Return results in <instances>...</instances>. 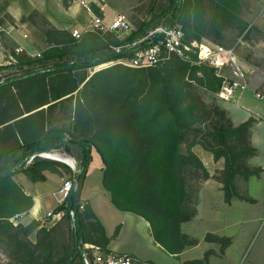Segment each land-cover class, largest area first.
Instances as JSON below:
<instances>
[{
  "label": "trees",
  "instance_id": "trees-1",
  "mask_svg": "<svg viewBox=\"0 0 264 264\" xmlns=\"http://www.w3.org/2000/svg\"><path fill=\"white\" fill-rule=\"evenodd\" d=\"M60 1L66 7L74 0ZM249 5L250 0H168L164 8L150 7L152 16L122 37L119 32L82 31L75 38L67 30L48 26L35 32L42 45L39 57L14 53L13 67L22 76L0 83V244L10 264H83V243L110 252L102 225L88 205L80 208L79 203L92 150L101 160V183L111 204L144 219L154 242L169 254L193 244L180 232V224L195 215L187 175L192 178L200 171L201 178L209 177L193 146L209 151L214 161L223 160L217 181L225 203L247 199L235 181L236 177H259L262 172L247 162L255 153L249 142L253 120L234 124L220 106L190 95L193 85L216 93L223 81L213 67L198 62L195 49L186 58L172 56L147 68L116 64L93 74L87 70L131 57L128 50L112 48L138 41L158 26L180 24L187 44L202 39L217 42L227 28L246 38L251 26L242 13ZM203 117L210 129L200 131L202 138L188 141L189 126L201 123ZM57 149L66 154L78 151L76 171L38 156ZM45 170L58 175L62 170L72 183L80 174L73 209L66 197L54 209L63 212L62 220L51 227H38L40 222L34 220L13 224V217L27 213L33 205L32 196L13 177L21 173L35 183L45 180ZM31 229L34 241L26 237ZM206 238L229 243L228 238ZM183 264H207V260Z\"/></svg>",
  "mask_w": 264,
  "mask_h": 264
},
{
  "label": "rangeland",
  "instance_id": "rangeland-1",
  "mask_svg": "<svg viewBox=\"0 0 264 264\" xmlns=\"http://www.w3.org/2000/svg\"><path fill=\"white\" fill-rule=\"evenodd\" d=\"M252 1L253 0H250V2ZM261 1L264 3V0ZM57 2L58 0H0V24L5 29V31L1 34L2 36H0V61L9 62L0 67V83H4L8 80L22 76V72L18 70V68L13 67L14 61H12V59H14L15 49L18 46L23 47V49L29 53H36L42 49V45L40 44L35 32L41 31L53 24L59 25L60 23H65V15L58 12ZM99 3L103 8V14L100 16L106 19H103L106 24H109L115 16L123 15L126 21L129 23L130 29L134 30L138 23L152 16L153 13L150 14V7L164 8L168 3V0H99ZM77 4H79V7L83 9L81 5L85 3L78 2ZM88 4L89 0L86 2V5ZM253 10L254 4L250 3L248 10H244L242 13L245 21L251 26L246 38L243 37L244 35L242 36L239 34L237 30L227 28L222 33L220 39L218 40L219 42H212L207 39H202L197 43H210L211 45L221 46L224 48H233L235 58L237 59V64L239 63L241 65L242 63L245 66L246 64L243 62H246L248 64L251 63L254 66H257V64L262 66L264 61H257V58L261 59V57L264 56V37H262L260 32L256 31V28L252 24V21H254L256 17L255 11ZM77 18V23L74 25H76V30L81 33L84 31L85 27H87L88 20L90 21L92 16L89 13L83 11L82 15L79 14ZM117 35L122 37L123 33L119 32ZM192 50L190 52H194ZM109 66L112 65L104 63L89 68L87 71L89 74H93L95 71ZM224 75L225 77H228V80L233 77L229 68L224 72ZM219 90L216 93H210L201 87L193 85L188 91H190V95L197 96L202 100V102H205L210 106L214 104L218 105L224 109L227 114H229L228 108L232 107V104L219 97ZM253 118L252 120L255 119ZM209 126V121L206 119V117H203L201 123L190 125L189 128L192 129V132L189 133L188 141L194 137L202 138L203 136H201L200 131L205 133L210 129ZM204 136L206 135L204 134ZM187 143L188 142H185L181 146L183 152L186 149ZM191 150H193V152L199 156L203 165L208 168L210 173L209 177L205 179L200 177V171H197L192 178H190L189 175L186 177L189 185L191 186L190 194L192 207L195 209V215L190 220L180 224V232L186 236V241H192L193 244L187 245L178 254H169L165 252L158 244L148 240V238L144 236L142 229L138 227V224H140L142 221L140 216L131 214L133 220H128L124 222V225L121 226V244L119 245H122L124 248H132V254H134V256L140 260L149 261L154 264H183L186 261L194 262V260L198 259H206L207 264H248V259L250 258H247V256L249 254L250 248L256 247L255 243L260 237L258 234H256L253 239L250 238L253 232H255L254 230L256 229L255 227L257 226V223L256 221H249L248 226L245 224V221L242 220L241 213L239 211L240 206L236 207L238 202L233 204L232 209H228V205L224 202L223 198V201H219L214 198L211 199L209 197H204V199L200 201L199 192L202 181L209 178L218 182L217 180L220 178L219 170H221L223 167V160L220 159L213 162L211 157L212 154L202 148L200 145L193 146ZM43 153L60 154L64 156V158L70 160L71 166L67 165L69 168L72 167L73 162L74 164L75 162L77 163L76 170L79 167L77 161L78 158L76 157L78 151L76 150H74L71 154H66L62 150L58 149ZM251 161L252 160L249 158L247 160L248 164L250 167H255L251 164ZM100 162L101 160H99L98 155L94 154L90 166L95 167L96 164L99 165ZM60 175L63 178L61 182L69 179L66 173L64 175L61 173ZM261 175L259 180H256V177H250L248 179V196L264 198V169ZM13 178L18 184L23 185L25 181V178L22 174H17ZM99 178L100 176L98 172H91L89 181L92 185V188L96 186ZM248 180H244L241 177H236L235 182L238 184L237 186L239 187V190L242 194H244L243 189L246 187ZM91 191H93V189H91ZM92 196V202H94L93 204H96L95 194L92 193ZM64 200L65 198L63 201ZM82 206L83 204L80 206V208H82ZM97 206V211L99 210V213L103 214L104 217L106 214V217L110 219L113 216L109 213V211H112V213L115 214L120 213L117 212V210H114L116 212H113V210H110L112 208H109L108 211L100 203ZM250 206H253L255 210L249 211H256L258 204L254 205L252 203ZM22 215L23 214H18L13 217L11 219L12 223H20L14 220L18 219ZM72 226H74V220H72ZM113 233H115V229ZM228 233L233 236L234 240L233 246L229 250L228 245L230 242L228 243V241H216L206 238L207 235L228 238ZM74 234L75 232L73 235ZM26 237L34 241L36 237L35 230L33 232L32 229L28 231ZM261 238L262 237H260V239ZM246 244H249V247L247 251L242 253V250L245 248ZM3 250L4 248L0 244V264H10L9 258L7 255H5ZM1 255L2 257L5 256L8 261L4 260L2 262Z\"/></svg>",
  "mask_w": 264,
  "mask_h": 264
},
{
  "label": "crops",
  "instance_id": "crops-1",
  "mask_svg": "<svg viewBox=\"0 0 264 264\" xmlns=\"http://www.w3.org/2000/svg\"><path fill=\"white\" fill-rule=\"evenodd\" d=\"M78 2H84L85 4L81 5L83 9L79 7ZM87 0H74L71 4L68 6H63L61 1L58 0L57 2V10L59 13L64 14L66 21L65 23H60L59 25H51L57 29H64L71 33L72 30L76 29L77 23V16L79 14L82 15L83 11L89 13L91 16H98L101 17L102 15V6L99 3V0H89V4L86 5ZM251 4H254V10L255 11V19L252 21L253 26L256 28L257 32H260L262 34V37H264V3L261 0H253L250 2ZM91 5H94L95 9L98 10V13L100 15H96L94 10L92 9ZM85 9V10H84ZM102 18V17H101ZM106 20L105 18H102ZM89 22V20H88ZM2 36V35H1ZM19 42V41H18ZM38 53V52H36ZM237 60V59H236ZM264 61V56L261 57V59L257 58V61ZM248 66H244L242 63L240 65V69L243 73L244 80L247 83V91L243 94L241 97V100L237 103L235 100L227 101L228 103H231L232 107L228 108L229 117L231 118L232 122L234 124H240L242 122L247 121L248 119H252L254 116V120L251 124L250 130H249V142L251 146L255 149L254 155L250 158L252 160L251 164L255 167H260L264 169V62L262 63V66H254L251 63L243 62ZM247 67V69H246ZM255 93H259L262 97L256 98ZM234 104V105H233ZM47 105L42 106L41 108H45ZM240 108L239 111L236 108ZM40 109V108H39ZM226 109V108H225ZM94 154H97L94 150L91 152V161L93 160ZM198 156V155H197ZM99 157V156H98ZM199 157V156H198ZM212 157V156H211ZM100 160V158H99ZM213 160V158H212ZM90 161V163H91ZM202 161V160H201ZM214 162V160H213ZM90 163L87 167V172L85 175V178L82 182L81 188H80V194H79V203L82 205L86 204L89 206L91 211L93 212L94 216L97 218L99 223L102 225L104 232L106 236L109 238L108 246L107 248L112 252L117 253H125L133 256L135 259H137L140 262H149V261H143L134 256L132 254L133 249L132 248H124L120 243V235H121V226L124 225V222L128 220H133L132 215L133 213L130 212H123L118 211L110 202V196L109 193L103 188L101 180H102V164L101 162L96 164L95 167L90 166ZM77 163L73 162V168L71 170H76ZM205 167V166H204ZM206 168V167H205ZM207 172L209 173L208 168H206ZM91 172H98L100 178L98 182L96 183V186L92 188L91 183L89 181V176ZM261 172V173H262ZM61 173L64 175V171L61 170ZM21 174V173H19ZM210 174V173H209ZM23 175V174H22ZM43 175L45 177V180L38 181L35 183L30 182L25 175V181L22 184H18L23 192L27 195L32 196L33 205L30 208V210L27 213H24L21 217L14 220L16 222H20L23 225L28 224L31 221H39L40 224L38 227H45L49 228L54 223L61 221L63 217V212H54V209L56 206L62 203V195L58 192V190L61 188L63 179L61 175L51 173L47 170L43 171ZM261 175V174H260ZM262 176V175H261ZM259 177H254L256 180H259ZM17 182V181H16ZM249 180L246 183V187H244V196L247 199H231L229 203H226L228 206V209L233 208V204L238 202L236 207L240 206V213L242 220L245 221V224L248 226L249 221H256L257 226L254 228L255 232L251 235L250 238H254L256 234L258 236L262 237L256 241L255 246L250 248L249 254L247 258L248 264H264V198L263 197H252L248 196L247 187L249 186ZM221 185L220 183L212 180V179H206L202 181L200 186V192H199V198L200 201L204 199V197H209L211 199H217L219 201H223V195L221 191ZM93 189V191H91ZM92 193L95 194L96 197V204H93V196ZM103 205L104 208H106L109 211V208H112L110 210H113V212H116L114 210H117V212L120 213H112V211H109V213L113 216L111 219L105 217L103 214L99 213V210L97 211L98 204ZM258 204V207L256 208V211H249V210H255L253 206H250L251 204ZM108 206V207H107ZM48 218H47V217ZM141 218V217H140ZM141 223L138 224V227L142 229L143 234L148 240L153 241L150 228L148 226V223L141 218ZM110 223V224H109ZM109 224V225H108ZM114 229L116 233L114 232ZM228 239H229V245L228 250L233 246V236L228 233ZM249 247V244H246L245 248L242 250V253L247 251ZM2 257V255H1ZM4 260H7L5 256L2 257V262Z\"/></svg>",
  "mask_w": 264,
  "mask_h": 264
},
{
  "label": "built area",
  "instance_id": "built-area-1",
  "mask_svg": "<svg viewBox=\"0 0 264 264\" xmlns=\"http://www.w3.org/2000/svg\"><path fill=\"white\" fill-rule=\"evenodd\" d=\"M4 31V27L0 24V36ZM84 31L129 33L130 27L123 15L115 16L109 24H106L101 17L92 16ZM71 34L73 37L78 38L80 32L74 29L71 31ZM154 35H157L158 37H156L154 41H150L151 37ZM183 37L184 33L182 26L178 23L170 26H158L138 41L113 47L112 49L116 52L122 49L128 50L132 53V56L129 58L109 61L107 63L109 65L121 64L131 68H143L166 61L172 56L186 58V54L192 49H195L198 62L213 67L216 70V74L223 77L219 90V97L226 101L235 100L238 103L243 94L247 91V83L245 82L243 73L236 62L233 48H224L211 45L210 43H197L196 41L187 44L183 42ZM141 42H146V44L141 48L134 49L135 46ZM22 51L27 52L32 57H39L40 55L39 52L29 53L21 46H18L15 49L16 54ZM12 61H14V59H12ZM7 63L9 62L0 61V67ZM228 68L233 75L230 80L224 75V72L228 70ZM255 97L261 98L262 96L259 93H255ZM46 155L47 153L38 154V156L42 158H48ZM33 157L34 156H31L26 162H30ZM72 185L73 183L70 179L62 182L61 188L58 190L62 195V199L68 197ZM80 254L83 264H154L151 262H140L133 256L125 253L112 251L105 252L99 246L91 243H83Z\"/></svg>",
  "mask_w": 264,
  "mask_h": 264
},
{
  "label": "water",
  "instance_id": "water-1",
  "mask_svg": "<svg viewBox=\"0 0 264 264\" xmlns=\"http://www.w3.org/2000/svg\"><path fill=\"white\" fill-rule=\"evenodd\" d=\"M67 142L72 144V145H79V142L77 141H73L71 139H67ZM52 160H55V161H59V162H62L68 166H70L69 164H67L66 162L62 161V160H59V159H53V158H50ZM79 179H80V174L77 173L76 176L74 177V180H73V185H72V189L68 195V202H69V209L72 210L73 209V200H74V196L76 194V191L78 189V186H79ZM74 220V219H73ZM75 240H76V244H78V235L77 233L75 232Z\"/></svg>",
  "mask_w": 264,
  "mask_h": 264
},
{
  "label": "bare ground",
  "instance_id": "bare-ground-1",
  "mask_svg": "<svg viewBox=\"0 0 264 264\" xmlns=\"http://www.w3.org/2000/svg\"><path fill=\"white\" fill-rule=\"evenodd\" d=\"M48 158H53V159H60V160H64V162H66L67 164H69L71 166L70 160L67 158H64V156L60 155V154H56V153H47L46 155ZM73 167V165H72Z\"/></svg>",
  "mask_w": 264,
  "mask_h": 264
}]
</instances>
